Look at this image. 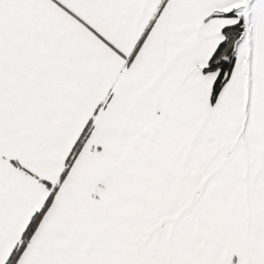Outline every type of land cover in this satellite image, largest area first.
Instances as JSON below:
<instances>
[{
  "label": "snow or ice",
  "instance_id": "snow-or-ice-1",
  "mask_svg": "<svg viewBox=\"0 0 264 264\" xmlns=\"http://www.w3.org/2000/svg\"><path fill=\"white\" fill-rule=\"evenodd\" d=\"M0 264H264V0H0Z\"/></svg>",
  "mask_w": 264,
  "mask_h": 264
}]
</instances>
